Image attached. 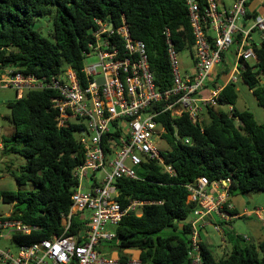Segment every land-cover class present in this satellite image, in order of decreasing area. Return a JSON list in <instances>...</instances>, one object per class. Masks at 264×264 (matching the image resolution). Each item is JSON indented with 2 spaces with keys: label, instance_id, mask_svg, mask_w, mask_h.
<instances>
[{
  "label": "trees",
  "instance_id": "trees-1",
  "mask_svg": "<svg viewBox=\"0 0 264 264\" xmlns=\"http://www.w3.org/2000/svg\"><path fill=\"white\" fill-rule=\"evenodd\" d=\"M53 16V31L43 36L33 25L39 16ZM125 18L134 39L145 43L151 71L158 91L174 85L165 30L177 52H193V34L184 0H0V64L24 73L53 76L71 67L80 84L84 78V52L94 41L96 19L118 27ZM256 71L249 65L242 81L264 108V41L255 47ZM228 73H216L215 81ZM54 90H29L8 102L13 132L3 138L4 152L26 159L20 174L11 172L20 186L32 184L29 191H2L0 200L14 204L11 217L35 226L30 234H15L13 243L30 245L65 232V217L78 182L74 169L84 161V150L76 137L83 124L58 128L52 108ZM236 84L229 83L219 96V106L209 107L201 124L188 115L172 117L161 113L156 120L165 128L164 139L170 150L161 152L167 173L156 161L146 160L139 179L116 181L118 200L126 207L130 201L147 202L140 215L128 213L115 227V249H137L143 264H191L188 258L189 217L195 205L188 202L187 185L199 177L210 182L231 178V193L264 190V123L253 112L238 110ZM231 105L232 113L223 105ZM163 108V104L155 107ZM207 116L209 122L203 120ZM189 139V143H186ZM82 213L71 219L68 234L86 229ZM229 254L217 257L204 245V264H264V239L257 245L235 238ZM83 242V239H79ZM122 263L126 255H119Z\"/></svg>",
  "mask_w": 264,
  "mask_h": 264
},
{
  "label": "built area",
  "instance_id": "built-area-1",
  "mask_svg": "<svg viewBox=\"0 0 264 264\" xmlns=\"http://www.w3.org/2000/svg\"><path fill=\"white\" fill-rule=\"evenodd\" d=\"M184 1L196 68L185 76L181 74L178 52L166 29L174 85L164 92L156 88L145 43L133 38L124 17L118 27L96 19L94 41L84 52L85 86L71 67L58 75L37 76L0 64V87L15 89L18 99L29 90H54L52 108L57 113L58 128L75 123L85 126L83 132H78L82 135L78 140L84 161L74 169L78 184L71 196L70 211L63 214L65 232L30 245H17L13 235L30 234L37 227L11 214L0 216V241L11 239L16 247H0V264H143L139 254L128 256L122 263L111 245L117 238L115 227L130 212L140 215V207L147 203L132 200L124 207L118 200L116 181L139 179L135 167L140 169L146 160L158 162L174 175L155 144L166 133L156 118L164 112L172 117L186 114L193 124H201L207 108L219 106L220 93L227 84H236L249 65L256 71L258 44L254 34H259L261 43L264 41V0H234L230 6L224 0ZM91 56L98 61L90 63L87 59ZM215 73L228 74L223 75L226 79L219 85ZM160 104L163 108L156 109ZM223 106L232 113L231 105ZM85 180L91 181L88 192L84 191ZM231 183V178L210 182L201 176L187 185L188 202L195 205L189 221L191 264H204L202 231L206 226L224 235L223 224L251 214L264 222V207L236 211L231 201ZM79 213H88L84 216L88 221L86 229L70 235L71 219ZM239 237L251 242L248 235ZM80 238L83 242H79Z\"/></svg>",
  "mask_w": 264,
  "mask_h": 264
},
{
  "label": "rangeland",
  "instance_id": "rangeland-1",
  "mask_svg": "<svg viewBox=\"0 0 264 264\" xmlns=\"http://www.w3.org/2000/svg\"><path fill=\"white\" fill-rule=\"evenodd\" d=\"M227 6L232 5L234 0H224ZM33 27L38 30L43 36L49 37L50 33L53 31V16H39L35 18V22ZM256 43L259 45L261 43L259 34H254ZM233 51V50H232ZM194 52H191L189 49H185L177 54V61L181 71V74L185 76L188 73H192L195 71L196 62L194 58ZM232 54V52H231ZM90 63H96L98 58L96 56H91L87 59ZM252 64V63H251ZM236 88L238 90V100L235 107L242 111V110H249L254 113L257 121L259 123H264V108L260 106L252 93V90L242 81L236 83ZM17 99L16 90L4 86L0 87V142H3L4 137H10L13 132V127L10 122V108L8 107V102L14 101ZM224 111H228L227 106H222ZM205 117V116H204ZM203 120L209 122L208 117L206 116ZM82 135L76 134L77 139H79ZM156 147L160 152H167L170 150V145L166 139H157ZM26 164V159L14 153H5L4 150H0V193L2 191H29L35 189V187L28 183L27 185L20 186L16 182L15 178L11 175V172H16L20 174V168L22 165ZM135 169L139 173V169L135 167ZM84 191L88 192L91 189V181L85 180L83 183ZM231 201L235 206L241 210L242 208H247L249 210H254L258 207H264V190H255L247 193L246 195L241 194L239 191H233L231 193ZM14 204L3 203L0 200V216H5L11 214L14 210ZM84 216H88V213H84ZM251 220H253V224L257 223L258 228L264 229L261 222L257 220L254 214H251ZM190 219V217H189ZM249 220L236 219V225H241L244 227L245 223ZM256 225V224H255ZM240 227V226H239ZM245 228V227H244ZM110 229V228H109ZM237 231L240 234L252 235L249 230L241 229ZM204 233V231H202ZM208 233L212 235L217 242V245L220 246L221 238L219 234L214 231L213 228H208ZM253 241L252 243L258 244L260 242V237L252 235ZM235 241L227 240V247L224 249L226 253L221 252L218 250L217 256H224L229 254L234 245ZM5 246H10L14 250L16 247L12 244L11 239H5L0 241V247L5 248ZM217 246V247H218ZM210 248V247H209ZM116 253L118 255H126V256H136L139 254V250L137 249H116ZM115 253V254H116Z\"/></svg>",
  "mask_w": 264,
  "mask_h": 264
},
{
  "label": "crops",
  "instance_id": "crops-1",
  "mask_svg": "<svg viewBox=\"0 0 264 264\" xmlns=\"http://www.w3.org/2000/svg\"><path fill=\"white\" fill-rule=\"evenodd\" d=\"M235 208H236V211L239 213L243 212L246 209V208H242L241 210H239V208L237 206H235ZM243 219L249 220L245 223V225H244L245 228L242 227L241 225L237 226L235 223V220H233L229 223L223 224V229H224L225 234L224 235L219 234V236L221 238V243H220L221 245L220 246L217 245V242L215 241L214 237L208 233V228H210V227L213 228V227L210 225L206 226L205 229L203 230L204 233L202 232L203 245L209 251H211L212 254H214L215 256L218 255V252H217L218 250H220L223 253H226L224 251V249L227 247V240L234 241L237 236L246 235V234H240V232L237 231V228H238V230H240L239 228H241V229L247 228V230H249L252 235L260 237V239L263 240L264 239V229L258 228L256 222H255L256 225L253 224V220H251V217H244ZM257 220L260 221L258 218H257ZM260 222L264 228V222L263 221H260ZM240 231H242V230H240ZM252 235H248L251 238V242L253 241ZM217 257H220V256H217Z\"/></svg>",
  "mask_w": 264,
  "mask_h": 264
},
{
  "label": "water",
  "instance_id": "water-1",
  "mask_svg": "<svg viewBox=\"0 0 264 264\" xmlns=\"http://www.w3.org/2000/svg\"><path fill=\"white\" fill-rule=\"evenodd\" d=\"M102 81H103L102 79L99 80L100 83H101Z\"/></svg>",
  "mask_w": 264,
  "mask_h": 264
}]
</instances>
